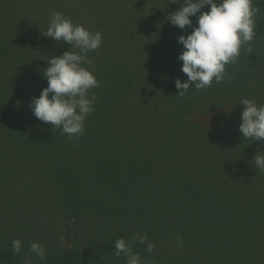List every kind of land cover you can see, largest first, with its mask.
Returning <instances> with one entry per match:
<instances>
[{"label":"trees","instance_id":"trees-1","mask_svg":"<svg viewBox=\"0 0 264 264\" xmlns=\"http://www.w3.org/2000/svg\"><path fill=\"white\" fill-rule=\"evenodd\" d=\"M182 3L183 0H0V149L12 148L5 141L17 133L53 130L56 135L61 134V129H54L50 123L38 120L29 107L30 101L47 86L43 76V70L48 67L47 59L70 50L67 42L56 41L43 34L49 27L51 14L58 11L74 24H82L93 33H102V44L87 53L91 62L84 65L99 81V86L88 93L89 98L95 96L96 99L93 111L85 118L90 121L88 131L91 133L87 150L95 154L92 139L97 131L110 133L113 122L122 119L121 137L136 152L150 144L152 147H164L153 159L157 166H151L159 170L168 169L161 176V181L157 179L162 189L169 185L167 190L170 193H183L184 182L190 192L193 188H201L217 197L249 198L250 194L241 181H249L250 177L242 176V180L234 171L235 163L226 165L223 149L244 153L249 148H260L264 141L244 138L239 130L210 131L199 124L196 121L198 116L194 115L214 111L227 102L233 104V115L241 120L246 107L240 102L246 97L242 88L249 81L247 69L253 66L254 78L257 79V73L264 77V71H260L261 61H258L261 57L257 53L249 55L242 51V47V55L226 65L227 75L223 81H213L210 87L200 90L192 86L183 96L179 95L176 80L188 78L181 71L182 61L177 59L183 46L173 43V38L189 34L197 20V17H192L193 25L180 29L167 19ZM252 3L255 9L264 7V0H252ZM71 51L79 50L73 47ZM246 59H251V64ZM204 106L207 108L202 110ZM205 138H215L216 142H207ZM24 142L20 140L19 146ZM42 147L51 149L50 142ZM204 148L210 149L205 156L200 154ZM110 151L111 148H107L101 155L104 158L102 162L95 161L96 166L105 167L100 170L103 174H106V169L115 167ZM8 155L10 160L14 156ZM93 158L96 159L95 156ZM88 163L87 172L94 165ZM137 168L127 171L125 186L137 177ZM0 181V187L7 193L0 195V264H25L26 258H31V264H123L126 260L118 261L114 244L110 242L119 238L127 240L134 234H147L148 241L156 246L163 243L167 246V253L156 255L160 259L165 255L166 264H179V246L169 244L179 242L173 240L177 235L174 222L167 225V236L163 237L147 233L146 227L131 225L127 217L118 222L112 216H106L110 219L98 216L100 224L96 227L107 233L106 236H92L89 240L97 243L92 248L85 233L94 232V222L82 217V212L77 211L70 200L68 207L61 204L58 205L61 211L53 212L50 209L54 207L45 203L44 195L37 199L31 196L20 199L11 185ZM176 181L181 186L176 187ZM132 207L135 209V202ZM65 209L69 210L64 212ZM34 211L60 216L67 223L74 219L75 231L68 230L64 234L65 247L57 238L59 231L55 226L36 219L38 216L33 218ZM65 223L64 227L70 229ZM14 239L23 241L19 254L12 251ZM34 241L47 249L44 259L30 251ZM131 247L134 253L138 252L139 240L133 241ZM103 250H109L107 257L103 258Z\"/></svg>","mask_w":264,"mask_h":264},{"label":"rangeland","instance_id":"rangeland-1","mask_svg":"<svg viewBox=\"0 0 264 264\" xmlns=\"http://www.w3.org/2000/svg\"><path fill=\"white\" fill-rule=\"evenodd\" d=\"M262 5L264 6V3ZM205 8L210 10V6ZM263 15L264 7L256 8L254 39L242 45L244 47L242 51L249 54L251 49L253 54H259L260 71H264ZM173 43L180 44L177 38H173ZM246 60L251 64V59ZM251 70H254L253 66L247 69L246 78L249 81L242 90L246 94L245 98L253 100L258 105H264V77L257 73V79L254 78L255 73ZM206 108L204 106L202 110ZM233 110V104L223 102L214 111L201 116L198 113L194 116H198L196 121L210 131L229 132L230 129L239 130L242 122L235 118ZM229 117L230 119H226ZM84 126V134L78 137H69L60 133L58 136L53 130H47L44 133L43 131L17 133L7 139L5 142H8L7 144L12 148L0 149V180L11 185L20 199L29 196L37 199L39 195H44L45 203L51 208L54 207L50 209L53 212L61 211L58 205L67 206L70 200L75 209L82 212V217L94 222V232L85 233L88 240L92 236H106V230L96 227L100 224L98 216L107 219L112 216L118 222L127 217L131 225L146 227L147 233L160 234L163 237L167 236V225L174 222L177 235L173 240L179 242L169 244L179 246V264H264V170L257 167L254 161V157L264 151V145H261V149L249 148L244 153H233L232 149H223L226 165L235 163L234 171L238 177L243 178L242 180H244L242 176L251 178L249 181L248 179L241 181L250 194L247 196L249 198L217 197L214 193L201 188H193L190 192L184 182L183 193L178 192L175 195V192L170 193V190H167L169 185H165V191L157 180L161 181L163 173L168 172V169L159 170L160 168L151 167L157 166L153 159L164 147H152L150 144L136 152L132 145L121 137L122 119H119L113 122L110 133L100 129L97 131L92 139L96 149L94 154L91 150H87L91 138V133L88 131L90 121L85 119ZM20 140L25 141L23 146H19ZM205 140L216 142L215 138H205ZM47 142H50L51 149L42 147ZM107 148H111L110 156L115 160V167L106 169V174H103L100 170L105 167L96 166L95 163L96 160L103 161L101 155ZM207 149L210 150L201 149L200 154L205 156ZM9 153L14 155L11 160ZM260 154L264 155V152ZM87 161L90 166L94 164L88 172ZM135 167H138L137 177L125 186L124 176L128 170ZM253 178H261V180L254 181ZM175 183L176 187L181 186V183L177 181ZM237 186L244 188L243 185ZM121 188L122 190H119ZM1 194L7 193L0 187ZM134 202L135 209L132 207ZM66 210L69 209H65L64 212ZM34 212L33 218L38 216L39 218L36 219L55 226L59 231L57 238L65 247L67 243L64 234L68 230L75 231L74 219L71 223H67L66 219L60 216L53 217L43 212ZM64 223L70 229H66ZM127 241L130 245L133 243L131 237ZM89 242L91 246L93 245L92 248L97 244L90 240ZM110 243L115 246V241ZM152 244L153 250L149 252L147 244L140 243L136 252L140 257V263L166 264V256L160 259L156 254L167 253V246L163 243L158 246ZM107 251L109 250H103V258L107 257ZM116 257L118 261L126 260L123 254ZM123 264L126 262L123 261Z\"/></svg>","mask_w":264,"mask_h":264},{"label":"clouds","instance_id":"clouds-1","mask_svg":"<svg viewBox=\"0 0 264 264\" xmlns=\"http://www.w3.org/2000/svg\"><path fill=\"white\" fill-rule=\"evenodd\" d=\"M206 5L210 10L201 11ZM255 12L252 0H183L181 6L168 16L167 19L180 29L192 26V17H197L193 30L177 38L183 46L177 59L182 61L181 71L188 78L176 80L179 95L183 96L192 86L200 90L210 87L213 81L220 83L225 79L226 65L239 57L243 44L254 39ZM43 34L67 42L70 50L47 59L48 67L43 70L47 86L30 101L29 107L38 120L61 129L62 135L81 136L85 132V118L93 111L96 99L95 96L89 98V90L99 86L94 73L84 65L91 62L87 53L102 44V33H93L82 24H74L57 11L51 14L49 27ZM73 47L79 51H71ZM249 51L252 53L251 49ZM240 104L246 106L241 115L240 133L252 141H264V105L248 98H243ZM262 152L254 157V161L264 170ZM131 239L147 244V251L153 250L147 234H134ZM22 246V240L14 239L13 253L19 254ZM30 251L41 259L47 255V249L38 241L31 243ZM114 251L116 256L124 255L126 264H140L139 255L133 252L125 238L115 240ZM25 264H31V258H26Z\"/></svg>","mask_w":264,"mask_h":264}]
</instances>
